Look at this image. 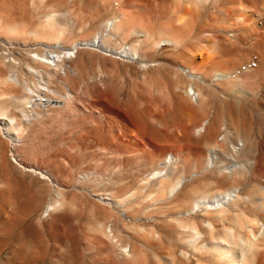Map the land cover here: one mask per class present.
<instances>
[{
	"label": "rangeland",
	"instance_id": "obj_1",
	"mask_svg": "<svg viewBox=\"0 0 264 264\" xmlns=\"http://www.w3.org/2000/svg\"><path fill=\"white\" fill-rule=\"evenodd\" d=\"M127 9L126 0H0V113L12 128L7 134L0 123V237L11 226L0 240V264L12 256L24 264H210L208 250H192L200 240L189 247L176 237L201 208L177 212L226 186L264 201L263 181L248 182L258 180L253 161L264 164L250 144L264 135V66L243 61L199 82L183 72L189 63L179 47H157L164 20L176 15L151 12L123 26ZM214 10L209 4L204 19ZM97 33L106 47H130L136 58L91 46L76 48L73 58L53 46ZM212 36L197 45L210 43L220 60V35ZM237 43L249 58L253 42ZM44 48L59 59L47 61ZM67 64L76 74L65 75ZM41 86L51 91L43 98L59 102L37 100ZM234 138H246L242 152L231 148ZM164 144L174 145L178 159L154 183L149 176L167 156L157 151ZM222 153L239 162L229 168Z\"/></svg>",
	"mask_w": 264,
	"mask_h": 264
},
{
	"label": "bare ground",
	"instance_id": "obj_2",
	"mask_svg": "<svg viewBox=\"0 0 264 264\" xmlns=\"http://www.w3.org/2000/svg\"><path fill=\"white\" fill-rule=\"evenodd\" d=\"M126 3L130 5V9H127L128 11H126V14L124 12L122 13L123 18L120 23L123 24V26L129 23L132 24L134 20H138L141 17L147 16L149 18L148 14L151 12L160 18L169 15L171 16V14L176 15L174 19L165 18L166 20H164V22L162 21L163 30L159 29L162 32L160 33L162 34V37L159 40L157 47H160L163 44L171 45L174 48L179 47L181 52L183 51L185 54L184 56L189 63V65L182 68L183 72L199 82L207 83L211 76H213V78L224 76L225 74L230 73L227 71L230 66H239L243 61L247 62V66L250 65L251 62L257 63L260 67L264 66V0H126ZM89 4H91L90 1L88 5ZM209 4L212 5L215 10L209 12L206 16L209 20H205L204 12ZM219 20L222 21L220 25ZM113 21L115 22L116 20L113 19L112 21L109 20L103 23V31L112 29L111 26L112 23H114ZM241 29H244L247 32L246 36H250V40L256 46L255 48V46L251 44L254 49H248V51H250V57L248 55L249 58L247 59L241 57V52L237 47L238 41H241L245 45L249 44V42L251 43V41L247 42L241 37L242 35L239 32ZM211 35H220V43L218 44L220 60L215 59L214 53L211 55L210 51L213 50H210V43H200L197 45L198 41L209 39V36ZM185 36H189V38L181 43V38L184 39L186 38ZM53 46L64 50L63 55L67 57L71 56L73 58L76 56V48L80 49L82 46H91L92 48L110 51L111 53L118 55L136 56L131 51L130 47L121 50L106 47L101 41L98 33L91 39H77L68 47H64L59 43ZM44 51H47V56L45 57L47 61L55 63L60 57L58 53L51 52L50 48H47ZM73 58H71L70 61L73 60ZM240 58H242L241 61L238 60ZM64 73L65 75H73L76 74V71L73 66L67 64ZM40 92L41 95H37V100H40L43 103L59 102L55 98L51 99L49 97H42V95L45 96L46 94L51 93L47 86H41ZM192 92L193 96L195 95L194 97L200 96L198 90L195 89V91L193 90ZM262 108L264 110V105ZM8 120L9 119H6V117L0 113V123L3 125V129L7 134H9L12 129L10 126L11 122ZM227 131H224V134L225 132L227 133ZM259 134L262 133L259 132ZM245 139L246 138H234L231 140V148L234 153H238L241 150ZM260 139V141L251 139L250 144L251 147H254V150L259 151V154L264 159V135L263 138ZM174 149V145L171 144L161 145L157 149L160 154L165 153L167 156L160 165L158 164L159 166L156 171L150 173L149 177L154 183L156 181L154 178L162 175L166 169L171 172V162L178 159L176 156L171 155V151ZM209 153L210 158H216L217 153L214 149L209 151ZM232 155L222 153V157L229 162V168L234 167L239 162ZM250 162L247 163V165H249ZM237 166H239V164ZM249 168H252L258 174V180L250 177L248 182L253 183L256 181L257 183H260V181H263V185L260 183L262 185L260 187L264 193V164L262 160H254L252 166ZM226 183L227 179H222L220 181V186H225ZM236 187L233 186L227 188L226 186V190L216 192L211 196L209 195L210 197L195 199L190 208H183V210L177 212V215H183L194 213L197 208H201L198 214L194 213L195 222L193 223L192 228H189V230L187 226L184 230L180 228L183 231L181 233L178 232L176 237L179 239V242H183L189 247L191 245L193 246L200 240L198 242L199 245L197 246L199 249L192 247V250L193 252H198L197 250L200 251V249H202V251L203 249L208 250L210 264H264V201L260 197L250 199V197L248 198L246 195L240 196V191ZM172 192H169L171 200L175 197L174 192ZM187 193L188 191L184 192L185 195H187ZM107 196L102 195V197H100L104 201L114 202L113 198H108ZM246 201L248 204H246ZM51 208L52 207L50 206L47 207L48 210ZM4 219L1 220V224H5L6 220ZM229 219L234 221L233 226H229V223H226ZM10 227L4 225V229L1 232L2 236L0 237L1 242L10 236V230H8ZM209 228L216 229L217 231L220 230V236L213 239L207 238L209 237L208 234L207 236L205 235ZM188 234H191V238L190 235L187 237L183 236ZM160 235L162 236V234ZM161 236L159 239L162 238ZM195 239H197V242L194 241ZM161 243L163 244V241H161ZM182 252L183 251H181V253ZM176 257L177 256L173 259L179 263L180 261L179 259H176ZM23 260L24 259L21 257L12 256L4 264H24L25 262H23Z\"/></svg>",
	"mask_w": 264,
	"mask_h": 264
}]
</instances>
